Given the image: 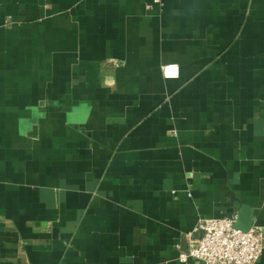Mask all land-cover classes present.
<instances>
[{
  "label": "crops",
  "instance_id": "obj_1",
  "mask_svg": "<svg viewBox=\"0 0 264 264\" xmlns=\"http://www.w3.org/2000/svg\"><path fill=\"white\" fill-rule=\"evenodd\" d=\"M205 217L264 231V0H0V264H204Z\"/></svg>",
  "mask_w": 264,
  "mask_h": 264
},
{
  "label": "built area",
  "instance_id": "obj_2",
  "mask_svg": "<svg viewBox=\"0 0 264 264\" xmlns=\"http://www.w3.org/2000/svg\"><path fill=\"white\" fill-rule=\"evenodd\" d=\"M163 70L166 77L179 75L177 64L165 65ZM199 232L202 236H198ZM263 253V230L256 227L242 230L231 217H205L188 234V247L179 257L183 262L196 259L204 264H255Z\"/></svg>",
  "mask_w": 264,
  "mask_h": 264
}]
</instances>
